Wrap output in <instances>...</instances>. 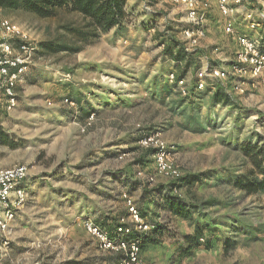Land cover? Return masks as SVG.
I'll list each match as a JSON object with an SVG mask.
<instances>
[{"label":"rangeland","instance_id":"obj_1","mask_svg":"<svg viewBox=\"0 0 264 264\" xmlns=\"http://www.w3.org/2000/svg\"><path fill=\"white\" fill-rule=\"evenodd\" d=\"M217 4L188 36L181 3L129 0L123 29L91 43L71 31L82 26L79 14L40 19L0 9V23L20 26L36 49L15 88L16 106L0 115L8 139L0 169H29V200L3 264H118L120 255L87 224L133 227L129 202L152 226L134 232L143 245L138 264H264V193L234 184L253 168L244 148L264 147V75L254 81L239 71L241 49L225 34ZM245 6L264 13V0ZM241 13L233 18L237 34L248 30ZM251 36L264 41V25ZM46 44L78 50L52 53ZM212 70L226 78L210 77ZM177 76L185 83L175 88ZM216 93L225 102L214 101ZM163 153L181 178L197 182L159 175Z\"/></svg>","mask_w":264,"mask_h":264},{"label":"built area","instance_id":"obj_2","mask_svg":"<svg viewBox=\"0 0 264 264\" xmlns=\"http://www.w3.org/2000/svg\"><path fill=\"white\" fill-rule=\"evenodd\" d=\"M173 1L181 3L187 11L188 22L192 29L187 30L186 34L193 36L196 29L200 31L201 23L211 8L212 0ZM217 3L222 17L226 20L225 34L236 37L241 49L238 57L244 69L239 71L248 74L254 81L260 79L264 75V41L254 38L252 34H237L233 18L241 11L243 21L247 23V29L253 33L264 25V13L246 8L245 0H217ZM0 30V110L9 113L17 104L15 88L30 66L36 49L30 43L28 33L11 20L1 21ZM208 74L213 78H226V74L218 70H212ZM200 78L198 89L203 90L206 87L203 73H200ZM184 83L183 79L178 82V85H184ZM237 90L244 93L242 87H237ZM150 140L146 138L145 145ZM165 156L164 153L156 156L158 174L179 181L182 175L177 168L167 165ZM139 175L150 184L156 181L155 177L149 174ZM28 177L29 169L25 165L15 166L12 169H0V264H3L4 259L9 256L10 237L14 224L29 200L26 189ZM129 206V210L135 217L134 228L120 224L115 232L109 233L95 224H87L89 232L98 238L106 251L120 255L118 264L139 263L142 243L139 239L133 238L134 232L148 233L152 228L149 223L144 224L140 212L132 202H129Z\"/></svg>","mask_w":264,"mask_h":264},{"label":"trees","instance_id":"obj_3","mask_svg":"<svg viewBox=\"0 0 264 264\" xmlns=\"http://www.w3.org/2000/svg\"><path fill=\"white\" fill-rule=\"evenodd\" d=\"M129 0H0V9L2 11H22L33 14L38 18L50 19L58 15L59 10H65L72 14H79L82 18V26L72 30V33L77 38L85 43H91L93 39L100 38L102 35L109 33V31L124 27L125 20L128 16L127 3ZM50 52L57 53L59 51L76 52L78 49H72L68 46L54 47L51 44L44 45ZM180 53L177 52L174 56L176 62L182 60ZM182 79L177 76L174 87L178 86V81ZM184 79V78H183ZM196 90L203 92L198 89ZM226 96L221 93H216L214 101L218 103L225 102ZM0 115H6V112L0 110ZM0 144H8L7 136L0 129ZM152 152V151H151ZM150 152V153H151ZM244 156L247 157L253 166L249 170V174L237 176L235 178V186L249 195L264 193V147L259 148L246 146L244 148ZM198 177L186 176L180 178L187 185H192L197 182ZM136 208V207H135ZM138 210V209H137ZM140 212V210H138ZM142 217L143 214L141 215ZM104 230H108V223L103 225ZM115 232V230H114ZM133 238H136L135 235ZM208 250L212 249L211 243L206 245ZM141 250L143 245L141 244Z\"/></svg>","mask_w":264,"mask_h":264},{"label":"crops","instance_id":"obj_4","mask_svg":"<svg viewBox=\"0 0 264 264\" xmlns=\"http://www.w3.org/2000/svg\"><path fill=\"white\" fill-rule=\"evenodd\" d=\"M213 1V0H212ZM217 1V0H216ZM224 24H226V23H224ZM226 26V25H225ZM239 31V30H238ZM244 33L243 34H245V35H251L252 34V32H250L249 30H244L243 31ZM242 34V33H241ZM242 34V35H243ZM2 111V110H1Z\"/></svg>","mask_w":264,"mask_h":264}]
</instances>
